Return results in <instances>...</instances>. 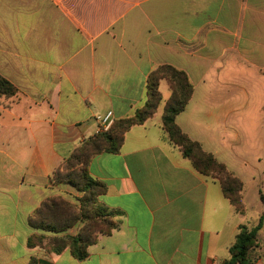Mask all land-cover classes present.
<instances>
[{"label": "crops", "instance_id": "obj_1", "mask_svg": "<svg viewBox=\"0 0 264 264\" xmlns=\"http://www.w3.org/2000/svg\"><path fill=\"white\" fill-rule=\"evenodd\" d=\"M162 65L185 72L195 88L179 127L246 188L247 165L216 136L231 132L236 141L257 123L264 136V0H0V75L18 91L0 97V264L229 260L249 222L246 192L240 214L169 142L162 104L126 133L119 153L88 166L105 186L101 205L123 213L117 229L83 261L68 248L53 252L49 241L28 245L30 219L47 198L82 197L70 184H53V173L102 133L97 116L112 113L116 121L142 109L148 78ZM230 66L241 94L222 98ZM163 83L169 88L163 81L160 90Z\"/></svg>", "mask_w": 264, "mask_h": 264}, {"label": "trees", "instance_id": "obj_2", "mask_svg": "<svg viewBox=\"0 0 264 264\" xmlns=\"http://www.w3.org/2000/svg\"><path fill=\"white\" fill-rule=\"evenodd\" d=\"M167 82L171 97L166 102L162 116V126L169 142L180 149L192 167L201 175L220 185L224 197L235 210L244 214V183L229 171L213 154L191 139L177 124L195 88L188 75L170 65L159 66L148 78L147 101L142 109L132 117L116 120L107 132L98 133L86 140L52 175L53 184L66 183L82 193V197L70 202L59 196L47 198L33 213L30 227L34 234L29 239L30 247L49 241L52 251L60 253L69 249L71 255L83 261L89 257V249L97 244L100 236H110L118 226L121 211H111L100 203L105 186L91 176L88 166L92 159L102 153H119L126 133L135 126L143 125L151 119L163 102L161 82ZM17 89L0 75V97L13 98ZM264 205V185L260 190ZM77 227L76 235L69 230ZM264 230V210L256 227L241 226L236 241L230 248V258L225 264H256L259 257V232ZM52 234L53 237L47 235ZM30 264H41L33 258Z\"/></svg>", "mask_w": 264, "mask_h": 264}, {"label": "rangeland", "instance_id": "obj_3", "mask_svg": "<svg viewBox=\"0 0 264 264\" xmlns=\"http://www.w3.org/2000/svg\"><path fill=\"white\" fill-rule=\"evenodd\" d=\"M227 69L228 70H223L221 75V82L226 86V89L221 91V97L229 98L233 97V95L237 96V94L240 96L241 93L238 91L239 88L232 83V74H226L228 72H233L232 69L235 68L230 66L227 67ZM233 77H235V75ZM250 88L252 89V85H250ZM160 91L162 93L163 103L159 111L162 112L165 103L171 97V92L166 84L162 86ZM197 97H199V94ZM258 124L259 123H257L254 134L251 133V136L242 135V137L236 141L233 137L234 134L231 132L226 134L227 137H225V139L221 138L219 135L216 136V139L224 142L226 147L233 148L227 149L231 156L235 158L237 157L240 162L247 165L244 173L242 172L240 174L246 183L244 191L246 192V205L249 213V222L247 225L249 228L257 226L264 210V205L260 199L259 192V188L262 189L264 185V149H262L264 136L263 131L262 129H259ZM254 177L255 179H253ZM260 184L263 185L260 186ZM259 247L257 263L261 260V264H264V230L259 232Z\"/></svg>", "mask_w": 264, "mask_h": 264}, {"label": "built area", "instance_id": "obj_4", "mask_svg": "<svg viewBox=\"0 0 264 264\" xmlns=\"http://www.w3.org/2000/svg\"><path fill=\"white\" fill-rule=\"evenodd\" d=\"M96 121L100 125L101 132L109 131L115 122L112 113H108L105 116H97Z\"/></svg>", "mask_w": 264, "mask_h": 264}]
</instances>
